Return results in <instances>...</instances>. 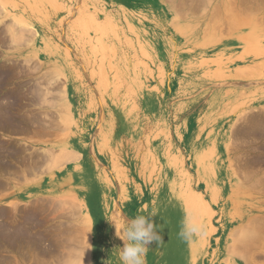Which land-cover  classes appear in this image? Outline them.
I'll return each instance as SVG.
<instances>
[{
	"label": "rangeland",
	"instance_id": "1",
	"mask_svg": "<svg viewBox=\"0 0 264 264\" xmlns=\"http://www.w3.org/2000/svg\"><path fill=\"white\" fill-rule=\"evenodd\" d=\"M231 1L0 0V105L16 102L11 110L24 122L27 113L41 116L30 132H5L3 141L28 149L20 153L23 159L62 147L81 155L49 173L44 168L36 180H8L0 208L9 220L23 216L24 222L26 210L36 209L34 228L48 234V227L56 241L62 230L53 229L66 226L68 210L77 218L70 227L88 213L91 231L78 228L82 244L71 249L80 264H122L124 241L116 233L123 234L137 216L150 219L163 238L162 245L149 248L147 260L154 264H245L242 251L230 252V232L250 221L253 234L260 230L264 238V0ZM235 19L238 26L231 29ZM43 125L44 134L33 132ZM208 182L216 184L217 201ZM198 195L206 206L198 205ZM61 201L66 212L56 207ZM115 209L122 217L119 227ZM186 215L202 228L190 242L179 236ZM259 235L252 236L258 245L250 246L253 264H264ZM189 245L196 252L191 263L188 248L178 258L180 246ZM18 249L21 259L8 248L10 264H55L60 257Z\"/></svg>",
	"mask_w": 264,
	"mask_h": 264
},
{
	"label": "bare ground",
	"instance_id": "2",
	"mask_svg": "<svg viewBox=\"0 0 264 264\" xmlns=\"http://www.w3.org/2000/svg\"><path fill=\"white\" fill-rule=\"evenodd\" d=\"M231 1V0H230ZM232 2V1H231ZM231 2H230V4H231ZM234 4V3H233ZM219 6V5H218ZM217 6V7H218ZM234 6V5H233ZM220 7V6H219ZM235 7V6H234ZM215 8H216V6H215ZM226 8H227V6H226ZM213 9V8H212ZM211 9V10H212ZM218 10H216V11H219V9L220 8H217ZM230 9V8H229ZM237 9V7H235V8H233L232 10L233 11H235ZM249 10H251L250 8H248ZM245 10H246V7H245ZM248 10V11H249ZM178 11H179V9H178ZM177 11V13H179ZM213 11V10H212ZM231 11V10H230ZM244 11V10H243ZM243 11L241 12V13H243ZM247 11V10H246ZM245 11V12H246ZM236 12V11H235ZM83 13V12H82ZM176 13V14H177ZM247 13V15L250 13H252V11L251 12H246ZM256 13V12H255ZM180 14V13H179ZM178 14V15H179ZM220 14V13H219ZM245 14V13H244ZM85 15V14H84ZM225 15V14H224ZM223 15V16H224ZM217 16V15H216ZM226 16V15H225ZM224 16V17H225ZM229 16H230V14H229ZM212 17V16H211ZM220 17H221V15H220ZM228 17V16H227ZM248 17L249 18H251V19H254L253 17H251V16H249L248 15ZM213 18V17H212ZM214 18H215V16H214ZM222 18V17H221ZM218 19V20H222V19ZM182 19V18H181ZM217 19V18H216ZM223 20H225V19H223ZM84 21H86V20H84ZM84 21L82 20V22L84 23ZM88 21V20H87ZM91 20H89L88 21V23L90 22ZM229 21V20H228ZM219 22V21H218ZM218 22H216V23H218ZM227 22V21H226ZM229 22H231V29H233V28H235L234 26L236 25V24H238L239 23V21L238 20H232V21H229ZM242 22V21H241ZM250 22V21H249ZM93 23H95V22H90V24H93ZM111 23V22H110ZM215 23V24H216ZM221 23V22H220ZM223 23H225V22H223ZM222 23V24H223ZM243 23V22H242ZM257 23H259V20L258 21H256V24ZM97 24H98V22H97ZM219 24V23H218ZM217 24V25H218ZM227 24H230V23H227ZM247 24V23H246ZM85 25V24H84ZM86 25H87V23H86ZM85 25V26H86ZM101 25V23L98 25V26H100ZM88 26H89V24H88ZM219 26V25H218ZM221 26V25H220ZM236 26H238V25H236ZM81 27H82V25H81ZM90 27H91V25H90ZM96 27H97V25H96ZM83 28V27H82ZM98 28V27H97ZM97 28H95V29H97ZM105 28V27H104ZM221 28V27H220ZM93 29V28H92ZM94 29V30H95ZM84 30H85V34H87L86 32H88V28L87 29H85L84 28ZM84 30H83V32H84ZM91 30V29H90ZM98 30H100L99 28H98ZM180 30V29H179ZM232 31V30H231ZM98 32V31H97ZM96 32V33H97ZM92 38V37H91ZM245 40V39H244ZM91 41V40H90ZM105 48V47H104ZM111 49H112V51L113 50H115V49H113L112 47L109 49V52L111 51ZM115 52V51H114ZM113 53V52H112ZM112 53H109V55L110 54H112ZM144 53H145V51H144ZM146 54V53H145ZM136 63H138V62H136ZM103 64V63H102ZM139 64V63H138ZM103 66V65H102ZM101 68V67H100ZM99 68V69H100ZM112 70H113V68H111ZM9 72V71H8ZM7 72V73H8ZM52 72H53V70H52ZM110 72H113V71H111L110 70ZM114 73V72H113ZM5 74V73H4ZM43 74H45V73H43ZM48 74V73H47ZM7 75V74H6ZM106 75V74H105ZM104 75V76H105ZM103 76V77H104ZM1 77H3L2 75H1ZM5 77V76H4ZM45 77H46V74H45ZM100 78V77H99ZM106 78V77H105ZM48 79V78H47ZM50 79H51V76H50ZM49 80V79H48ZM99 80V79H98ZM39 82L41 81V80H38ZM104 81V80H103ZM102 81V82H103ZM1 82V81H0ZM43 82V81H42ZM42 82H41V84H42ZM47 82V81H46ZM5 83V82H4ZM49 83H51L50 81H49ZM49 83H47L48 85H50ZM104 83V82H103ZM46 84V85H47ZM38 85H40V84H38ZM45 85V86H46ZM2 86H4L3 85V83H2V85H1V89L3 88ZM42 86V85H41ZM52 86V85H51ZM50 86V87H51ZM106 86V85H105ZM5 87V86H4ZM47 87V86H46ZM41 89H43V88H41ZM41 89H40V91H41ZM48 89V88H47ZM50 90V89H49ZM40 91H39V93H40ZM42 91H44V92H46L47 90H42ZM35 92H37V91H35ZM52 92V91H51ZM51 92H50V94H51ZM2 93V91L0 90V94ZM8 93V92H7ZM32 93V92H31ZM34 93V92H33ZM42 93V92H41ZM40 93V95H42ZM48 93V92H47ZM10 94V93H9ZM46 94V93H45ZM44 94V95H45ZM50 94H48V95H50ZM40 95H38V94H36L35 95V97L38 99V101H36V102H38V104H39V100L42 102V100L39 98V96ZM6 96H8V95H6ZM13 96V95H12ZM2 97V96H1ZM5 97V96H4ZM43 97V96H42ZM45 97H47V96H45ZM44 97V98H45ZM50 97H52V96H50ZM7 98V97H6ZM5 98V99H6ZM16 98V97H15ZM35 98V99H36ZM48 98H49V96H48ZM47 98V99H48ZM34 98H32V100H33ZM43 99V98H42ZM46 99V100H47ZM2 100V99H1ZM45 100V99H44ZM51 100V99H50ZM14 101V100H13ZM8 102H9V100H8ZM7 102V103H8ZM48 102H49V99H48ZM47 102V103H48ZM33 103V102H32ZM34 103H35V100H34ZM45 103V102H44ZM46 103V104H47ZM52 103V102H51ZM55 103V102H54ZM58 104V103H57ZM12 105L13 104H9V106L7 107V106H5V105H0V191H3L4 189H7L8 188V186H9V183H8V180H12V182H14L15 180H13V179H16L17 178V180H24L25 182L26 181H32V180H36L37 178H35V177H37L36 176V174H39V173H44L43 172V170H44V168H46V173L48 172H50L51 171V169H55V168H60V167H64L66 164H68L69 162H75V161H77V159H79L78 157L80 156L81 157V155H79V154H76V153H74V150H72V149H70V148H67V147H62V148H60V150H57L56 152L57 153H55L54 151H53V149L51 148V151L49 152L48 150H46L45 152L46 153H43L42 154V152H41V154L38 152V154L37 153H35V152H32V153H30L29 155H25V157H26V159H23V158H20L19 157V155H20V153L21 152H25V151H27L28 149H26V150H24V151H20L21 149H23L20 145V147H21V149H19V148H15L13 145H11L10 147L6 144L7 142L9 143V141H7L6 143L3 141V139H2V137H3V133H22V132H24V133H27V132H30L31 130H32V128H35L34 126H36L37 125V122L35 123V121H39V119H40V117L41 116H37L35 113H27V119H26V121L24 122L23 120H21L20 118H21V116L20 115H18L16 112L14 113L11 109V107H12ZM14 105H17L16 104V102L14 103ZM13 105V106H14ZM11 106V107H10ZM17 107V106H16ZM52 107V106H51ZM61 108V107H60ZM57 109V108H56ZM62 109V108H61ZM62 111V110H61ZM61 111L59 110V112L61 113ZM64 111V110H63ZM53 114H56V113H53ZM43 115V114H42ZM45 115H46V113H45ZM52 115V114H51ZM58 115V114H57ZM46 117H47V115H46ZM58 117V116H57ZM65 117V116H64ZM99 117H101V116H99ZM44 118H45V116H44ZM55 118V117H54ZM248 118H250V117H248ZM43 119V118H42ZM41 119V120H42ZM251 119V118H250ZM46 120V119H45ZM56 120H58V122L59 121H62V120H59V119H57L56 118ZM87 120V119H86ZM243 120H245V118L243 119ZM256 120V119H255ZM255 120H252V121H255ZM84 121V120H83ZM247 121V120H246ZM245 121V122H246ZM44 122V121H43ZM47 122V121H46ZM56 122V121H55ZM243 122V121H242ZM241 122V123H242ZM42 123V122H41ZM65 123V122H64ZM244 123V122H243ZM250 123H251V121H250ZM253 123V122H252ZM256 123H257V121H256ZM36 124V125H35ZM53 124V123H52ZM51 124V125H52ZM65 124H67V123H65ZM244 124H246V123H244ZM254 124V123H253ZM34 125V126H33ZM47 125V124H46ZM56 125H57V123H56ZM56 125H54L55 127H56ZM92 125V124H91ZM242 125V124H241ZM248 126H249V123L247 124ZM255 125V124H254ZM49 126H50V124H49ZM246 126V125H245ZM89 127V126H88ZM237 127H239V126H237ZM242 127H244L243 125H242ZM252 127V126H251ZM50 128V127H49ZM51 128H53L54 129V127H52L51 126ZM59 128H60V126H59ZM64 128V127H63ZM248 128V127H247ZM254 128V127H253ZM258 128H259V126H258ZM242 129V128H241ZM245 129H246V127H245ZM45 130H46V126H42V127H36V129H34V133H41V134H44L45 133ZM242 130H244V128L242 129ZM248 130V129H247ZM233 131H235V130H233ZM245 131V130H244ZM254 131V130H253ZM47 132H48V130H47ZM255 132V131H254ZM24 133H22V134H24ZM60 133V132H59ZM238 134H240L239 132H238ZM7 135V134H6ZM20 135V134H19ZM237 135V134H236ZM13 142V141H12ZM92 142V141H91ZM14 144V143H13ZM15 144H16V146H17V144L18 143H16L15 142ZM25 144V143H24ZM92 144V143H91ZM255 145H258V144H255ZM18 146V147H19ZM26 146V145H25ZM91 147H92V145H91ZM235 147V146H234ZM257 147V146H256ZM261 147H263V149H264V145L263 146H261ZM29 148V147H28ZM253 148V147H252ZM258 148H259V146H258ZM257 148V149H258ZM50 149V148H49ZM90 149H92V148H90ZM233 149V151H236L237 149H240V147L238 146V148L236 147V150H234L235 148H232ZM253 149H256V148H253ZM256 149V150H257ZM262 149V148H261ZM30 150H33L32 149V147H31V149ZM29 150V151H30ZM249 150H252V149H249ZM248 151V150H247ZM258 151V150H257ZM259 151H262V150H260L259 149ZM44 152V151H43ZM76 152H77V150H76ZM248 152H250V151H248ZM253 152H254V150H253ZM253 152H252V154H253ZM256 152V151H255ZM80 153V152H79ZM239 153V152H238ZM25 154V153H24ZM108 155V154H107ZM257 155V154H256ZM256 155H254V156H256ZM262 155H264V154H262ZM253 156V155H252ZM24 157V156H23ZM92 157V156H91ZM259 157V156H258ZM93 158H96V157H93ZM255 157H253V159H254ZM261 158H262V156H261ZM252 159V158H251ZM252 159V160H253ZM259 159H260V157H259ZM264 159V158H263ZM263 159H262V161H263ZM250 161V160H249ZM259 161V160H258ZM89 162V161H88ZM110 162V161H109ZM245 162V161H244ZM241 163H243V162H241ZM254 163H256V162H253V163H251L253 166H254ZM262 163H264V162H262ZM100 164V163H99ZM246 164V163H245ZM247 164L249 165L250 163H248V161H247ZM260 163H258L257 164V166L259 165ZM105 165V164H104ZM251 165V166H252ZM260 165H262V164H260ZM103 166V165H102ZM233 166V165H232ZM243 166H247V165H243ZM250 166V167H251ZM93 168V167H92ZM245 169H246V167H244ZM16 169V170H15ZM91 169V168H90ZM105 169V168H104ZM238 169H243V168H238ZM248 169H249V167H248ZM253 169V168H252ZM93 170H95V169H93ZM251 171H254V170H251V168H250V170L248 171V172H251ZM96 172V171H95ZM245 172H247V171H245L244 170V173ZM248 172L246 173L247 175H248V178L250 177L251 178V176H249V174H248ZM255 172V171H254ZM258 172H261V171H258ZM244 173H243V175H244ZM45 174V173H44ZM259 174V173H258ZM258 174H256V175H258ZM11 175H13V177L11 176ZM41 175V174H40ZM242 175V174H241ZM242 175V176H243ZM246 175V176H247ZM251 175V174H250ZM237 176H240L239 174L237 175ZM253 176H255V175H252V177ZM39 178V177H38ZM248 178H246V180H245V182H247V180H248ZM249 178V179H250ZM257 178V177H256ZM264 178V177H263ZM240 179H241V177H240ZM261 180V178H258L257 179V181L258 180ZM242 181V180H241ZM251 180H249V182H250ZM256 179H254V184H256ZM262 181V180H261ZM93 182V181H92ZM244 182V183H245ZM259 182V181H258ZM264 182V181H263ZM17 183H19V182H17ZM253 184V183H252ZM251 184V186L252 187H254L255 188V186L256 185H252ZM262 184H264V183H262ZM261 184V185H262ZM15 185V184H14ZM98 185V184H97ZM249 186V185H248ZM247 186V187H248ZM257 186H258V184H257ZM93 187V186H92ZM216 184H213V183H210V182H208V190H209V194H210V196H211V198L213 199V200H216L217 201V198H219V195L216 193ZM250 188V187H249ZM260 188V187H259ZM92 189V188H91ZM118 189V188H117ZM261 190H264V188H262ZM260 190V191H261ZM112 191H113V189H112ZM255 191H257V190H255ZM261 193H262V191H261ZM236 194H237V196L238 197H242L243 196V193H242V191L241 190H237V192H236ZM246 195V194H245ZM244 195V196H245ZM207 196H208V194H207ZM66 200H64L65 201V203H67L66 201H70L71 199H69L68 197H66L65 198ZM201 197H200V195H198V202H199V204L198 205H205V203L206 202H202L201 201ZM207 199V198H206ZM63 200V199H62ZM74 200V199H73ZM64 201H61V203L58 205V206H56V207H58L59 209L60 208H63L64 206H65V209L67 208L66 207V204L64 203ZM62 202L64 203L63 205H62ZM73 202H75V201H73ZM197 202V200H196V198L194 197V196H192V199H191V204L195 207V208H197L196 207V204L198 203ZM55 203V202H54ZM70 203H72V202H69L68 204H70ZM68 204H67V206H68ZM71 205V204H70ZM72 205H74V204H72ZM55 206V205H54ZM75 206H76V204H75ZM206 206V205H205ZM209 206V205H208ZM17 205L15 204L14 205V207L13 208H15V210L17 209ZM69 207V209H70V207L71 206H68ZM73 208V207H72ZM117 208V207H116ZM64 208H63V210H65ZM250 209V208H249ZM66 210H68V209H66ZM66 210H65V212H66ZM74 209H71V210H68L66 213H65V216H66V219H67V222L65 223V225L66 226H64L63 228H62V225L61 224H57L56 225V227H54V229L53 230H56V228H57V231L59 230V227H60V229L62 230V235H61V237L59 238L58 237V235H57V239H56V241H54V239H53V236H52V234H51V232H52V230L50 231L49 229H48V227H45L44 226V230L45 231H49V233L48 234H45V233H43V230H42V233L40 232H38V229L37 228H34V225H36L37 223H39V221L37 220V218H38V214H40L39 213V211H37L36 209H28V210H26L25 212L27 213V215L26 214H24V215H26L25 217H26V219H25V221L24 222H21V220H22V215H20V213H18L19 215H20V217L21 218H17V217H19V216H17V217H14V219H12V220H9V214H8V212L6 211V210H4V209H2V208H0V264H10V262H11V260L8 258L9 257V255H7V253H8V248H13V249H15L16 250V252L18 253V257L21 259L22 258V252L18 249L19 247L21 248V249H23V251H25V250H28V252H30L31 250L32 251H35V253H37V254H46V253H52V254H60V257H58L57 256V258H59V259H57L56 261H55V264H80V261L78 262L77 261V259L79 258V257H77L76 256V259H74V258H71V257H73L72 255H74V254H72V251L73 250H71L72 248H73V246H75V247H77L78 245H81L82 243H81V239L82 238H78V236H76V234L77 233H75V231H77L78 230V228H80V230H82V233H83V231H85V230H90L91 231V228H92V226H91V216L87 213V215H83V218L80 220V221H76L74 224L75 225H73V227H70L71 226V220H74L75 221V219L74 218H76V217H73V215H75V211H73ZM116 210H118V209H115V211ZM63 212V211H62ZM117 212V211H116ZM16 213V212H15ZM44 213V212H43ZM120 214V212H117V213H115V215H114V217H113V219H114V222H115V225H117L118 227H119V225H120V223H121V221L120 220H122V217L119 215ZM239 214H240V212H238ZM107 214V213H106ZM241 214H243V213H241ZM37 215V216H36ZM244 215V214H243ZM15 216V215H14ZM79 216V215H78ZM78 218H80V216L78 217ZM261 218V217H260ZM259 218V219H260ZM259 219H258V216H256V220H257V223L259 222ZM264 218L262 217V220H263ZM76 220H77V218H76ZM254 220V219H253ZM261 220V221H262ZM106 221V220H105ZM79 222H80V224H79ZM111 222V221H110ZM248 222V221H247ZM252 222V221H251ZM256 222V221H255ZM255 222H253L254 224H255ZM249 223H250V221H249ZM248 223V225L249 226H242L241 228H239V230L238 229H234V230H232L231 232H230V237L231 236H233V238H235L234 239V241H233V245L231 246V247H229L230 248V252H231V254L233 253V254H235V255H240L239 254V252L238 251H242V253H241V256H243L244 258H245V264H253V262H252V259H251V257H249V255L251 254V253H253L252 252V250L250 249V246L251 247H253V245H255L254 247L255 248H257V246L258 245H256V244H254V242L256 241L255 239L253 240V238H255L256 236H258L259 235V231L257 232V235H254L253 233L255 232L254 231V229L255 228H250V225L251 224H249ZM256 223V224H257ZM18 224V225H17ZM17 225V226H16ZM33 225V228H31V226ZM80 225V226H79ZM74 226H75V228H74ZM259 225L257 224V227H258ZM53 227V226H52ZM114 227V226H113ZM256 227V226H255ZM260 227V226H259ZM110 228V227H109ZM36 230V232H34L33 230ZM259 229V228H258ZM255 230H257V229H255ZM78 232V231H77ZM97 232V231H96ZM264 232V231H263ZM79 234V233H78ZM86 234H88V233H86ZM85 234V235H86ZM256 234V233H255ZM262 234V233H261ZM94 235V234H93ZM82 236V235H81ZM83 236H84V234H83ZM86 236H88V235H86ZM95 236V235H94ZM252 236H255V237H252ZM104 237V236H103ZM259 237L261 238H263V236H260L259 235ZM48 238H50V239H48ZM252 238V239H251ZM78 239V240H77ZM86 239H88L89 240V238H87L86 237ZM96 239H97V237H96ZM256 239H258V237H256ZM264 239V238H263ZM47 240H48V242H49V240H51L50 242H51V244H48L47 245ZM85 240V239H84ZM121 240V239H120ZM261 240V239H260ZM259 240V241H260ZM86 242H87V240H85ZM103 241V240H102ZM264 241V240H263ZM49 242V243H50ZM54 242H55V244H54ZM98 242V241H97ZM99 242H100V240H99ZM84 243V242H83ZM259 243V242H258ZM85 245H86V243H84ZM83 244V245H84ZM93 244H95L94 242H93ZM260 244H261V242H260ZM55 245H56V247L58 246V248H56L55 247ZM249 245V246H248ZM24 246H25V248H24ZM94 246V245H93ZM97 246V245H96ZM71 247V248H70ZM195 246H187V247H184L183 248V246H180V248H179V257L178 258H182L183 257V255L185 254V251L187 250V248L188 249H190L191 250V259H189V262L191 263L193 260H194V258H195V256H196V252H195V248H194ZM253 247V248H254ZM260 247V246H259ZM50 248V249H49ZM60 248V251L58 252L57 250ZM252 248V249H253ZM56 249V250H55ZM74 249V248H73ZM84 249L82 248V251H83ZM36 251H39V253L38 252H36ZM79 251V250H78ZM82 251H81V253H82ZM85 251V250H84ZM86 251H87V249H86ZM55 252V253H54ZM74 252V251H73ZM75 252H77L76 250H75ZM74 252V253H75ZM155 252V251H154ZM80 252H79V254H81ZM86 253V252H85ZM229 253V252H228ZM256 253V252H255ZM258 253V252H257ZM84 254V253H83ZM150 254V253H149ZM255 255V254H254ZM29 257L30 256V254L28 255H26V257ZM82 256V255H81ZM80 256V257H81ZM87 256V255H86ZM253 257V256H252ZM84 258V257H83ZM239 258H240V256H239ZM242 258V257H241ZM250 258V259H249ZM255 258V257H254ZM258 258H259V256H258ZM43 259V258H42ZM79 259H81V258H79ZM84 259H86V258H84ZM149 264H154V262H153V258L151 259V257L149 256ZM147 260V261H148ZM228 260V259H227ZM244 260V259H243ZM46 261V260H45ZM44 260L42 261L43 262V264H45L46 262H48V260L45 262ZM86 260H83L82 262H83V264H84V262H85ZM174 261L175 260H173V261H171L170 262V264H174ZM38 262H40V261H38ZM45 262V263H44ZM78 262V263H77ZM81 262V263H82ZM226 262V261H225ZM18 264V263H17ZM39 264V263H38ZM52 264V263H51ZM87 264V263H86ZM165 264H167V262L165 263Z\"/></svg>",
	"mask_w": 264,
	"mask_h": 264
},
{
	"label": "clouds",
	"instance_id": "3",
	"mask_svg": "<svg viewBox=\"0 0 264 264\" xmlns=\"http://www.w3.org/2000/svg\"><path fill=\"white\" fill-rule=\"evenodd\" d=\"M155 211H153V215ZM202 232L201 225L191 216L186 215L179 236L190 242L194 236ZM117 236L124 241V246L119 253L122 264H147V255L151 245L160 246L163 238L156 231L155 225L145 216H137L128 221L127 227Z\"/></svg>",
	"mask_w": 264,
	"mask_h": 264
}]
</instances>
